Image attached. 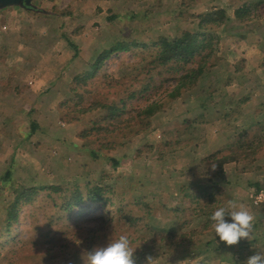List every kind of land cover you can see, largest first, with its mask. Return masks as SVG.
I'll return each instance as SVG.
<instances>
[{"label":"rangeland","instance_id":"obj_1","mask_svg":"<svg viewBox=\"0 0 264 264\" xmlns=\"http://www.w3.org/2000/svg\"><path fill=\"white\" fill-rule=\"evenodd\" d=\"M47 1L40 0L39 3L33 1L35 24L41 19V10L48 12L45 14L46 19H43L44 29H46L44 36L48 37L49 28L46 27L65 22L64 30L72 35L78 30V32L76 31L78 35H82L85 40L91 36L92 43L95 42L97 45V48L93 45L92 50H89L90 43L86 45L89 51L77 59V61H81L80 65L87 64L93 57L114 47L120 38L129 36L133 38H129L128 41L131 39L147 40L160 32L159 30H147L149 28L146 24L153 26L155 22L145 23L143 15L140 16V11L144 7L142 3L131 2V0H115L116 4L102 3L92 9V5H79L69 0H49L48 3ZM108 1L112 2V0ZM170 1L151 0L145 4L147 10L153 11L154 8H157L163 15L162 22L156 23L157 27H161L166 33L169 31L166 28H169L170 24L167 20L171 19L170 15L166 13L171 10ZM174 1L176 0H172L173 4ZM229 1L232 0H223L225 3ZM246 1L254 2L255 0ZM158 4H161V8L158 7ZM113 16H117V18L110 19ZM259 25L264 26V18L259 21ZM56 29V33L63 31L57 27ZM50 31L54 34L51 28ZM221 31L224 34L218 43L217 65L211 69L210 73L202 77L198 88H194L197 89L194 94L188 95L185 92L175 101L164 103L166 94L176 82L169 77L165 78L164 76L167 75L164 73L161 76L150 74L145 67L146 64L139 62L137 51L118 50L104 62L103 67L97 73L108 77L103 79L105 82H108L110 78L115 80L128 77L141 79L144 76H146L145 78L150 76L153 79L152 87L144 93V97L138 100V103L144 101L143 104H145L146 101L156 100L164 103L162 111L151 118V128L148 131L128 139H122L128 136V131L117 132L111 136V142L118 141L117 144L125 145L109 152H97L99 144L94 136L79 137L80 131L89 125L88 119L83 123L80 121L68 122L66 117H63L64 112L61 111L60 106H62V102L71 97L69 95L60 100L57 106H54L55 100L51 101L53 104V108H49V110L52 109L51 112L46 110V106L40 100L24 102V112H17L15 108H12L10 112H8L9 110L6 113L0 112V211L6 210L12 204V197L7 195L8 187L12 183L27 187L66 183H76L82 186L88 180L95 179L108 185L114 191V198H124L125 202H131L135 213L147 214V209L143 207L142 202L151 203L154 201L155 204L151 203V207L154 209L157 206V209H152V212L154 211L152 216H148L150 219L156 216L155 219L153 218L154 223L172 224L173 226L176 221L177 225L187 223L181 228V232L187 233L199 230L201 220L197 223L198 218H202L203 222H206L218 206L227 205L229 201L238 203L239 197L241 199L240 206L245 207L255 217L249 238L241 239L235 245H226L215 239L210 226L204 236L194 234L185 238L184 241H187L188 244L178 247L173 252L174 246L171 243L175 240L180 241L179 234L175 235L173 241L161 243L157 235L152 236L149 232L142 230L146 242H144L145 244L142 242L140 246L133 245L138 248L134 252L135 258L143 256V261L138 264H147V257L153 258L150 264H243L249 256L257 251H264V218L260 219L261 214L253 209L249 197L256 185L260 189L264 188V148L256 155L252 156L251 153H247V155H243V159H238L236 163L226 164L223 175L215 177L216 183H220V187L218 188L219 193L212 191L219 200V202H215L213 211L199 215L196 212L198 205L195 202L188 203L186 201L183 203L184 205H181L187 208L185 212L179 210L167 213L165 210V207L175 208L182 202L181 199H176L177 195H174L180 180H184L183 184L186 186L194 185V182H200L201 175L206 170V165L201 159L204 158L202 157V148H199L194 154H188L186 151L180 154L181 151L179 153L177 151L182 149V144L192 146V143H195L200 145L199 147H206L205 151L207 150V152L210 147L212 150L224 145L219 150H212L211 153L221 155L235 147L240 132L246 131L248 134L246 139H252L258 132H261V126L264 128V37L261 36V32L248 33L244 29H235L234 23ZM169 33L173 36V32ZM61 40L66 42L64 38ZM51 43L57 44V41ZM73 53L74 49L71 47L67 56L65 55L66 60ZM31 70H24L19 78L20 82L26 79L25 82L30 88L35 85V81L38 82L37 84L50 80L53 82L59 75L51 69ZM66 71L67 74L71 73L70 70ZM82 71L83 69L79 68L78 73ZM41 86V90L46 88ZM202 89H206V91H202ZM12 101H14V106L22 104L16 100H8L4 101L1 107L9 108ZM16 103L17 105H15ZM30 104H32V108ZM177 112H191L189 118L182 117L180 119H188V122L191 121L193 125L190 126L189 123H186L189 127L186 124L175 126L174 121V128H179V126L180 128L171 129L173 125H171V114L175 116ZM199 112H224L221 123L228 122L231 126L227 129L214 130L213 135H210L209 128L204 126L208 125V113L202 115ZM195 113H199V115H194ZM158 114L160 115L156 117ZM185 121L187 122V120ZM31 123L37 126L35 131L32 130ZM204 132L205 137H203ZM184 135L190 136L187 144H184L186 142L181 144L180 138ZM214 138L217 139L214 140ZM229 138L230 141H227ZM164 154L163 158H159ZM189 156L192 160L191 171L184 170ZM196 169L199 172L195 173ZM235 176L237 184L233 182ZM134 202L139 203L135 205ZM199 203L201 204L199 210L208 206L207 199L201 198ZM159 204H164L163 208H159ZM116 205L110 210L114 211ZM129 207L131 208V205ZM46 211L35 212L34 216L42 218ZM78 212L81 213L78 217L80 229L76 233L74 241H70L68 235L67 244H63L62 254L55 259L59 260L60 264H83L82 258L85 255H72L68 251H72L82 244L83 238L90 231L99 232L98 235H102L104 241L108 238L114 239L121 234H127L130 237L133 233L132 227L124 221H119V224L118 221H113L114 230L109 228L110 230L106 233H102L107 223H104L101 217L102 209L99 206L85 204L79 207L71 218H75ZM32 216L31 212L21 210L18 220L20 227L16 240L29 238L28 229L33 220ZM199 236L200 238H198ZM0 237L4 238L3 235ZM206 244H208L207 247H205ZM33 245L27 243L26 250L32 249ZM4 248L8 247L4 245ZM17 248L19 245L14 249Z\"/></svg>","mask_w":264,"mask_h":264},{"label":"trees","instance_id":"obj_2","mask_svg":"<svg viewBox=\"0 0 264 264\" xmlns=\"http://www.w3.org/2000/svg\"><path fill=\"white\" fill-rule=\"evenodd\" d=\"M146 7L147 5L144 4L140 16L143 15V20L144 17L150 18L147 22L151 23L154 10H147ZM158 7L161 8V4H158ZM41 13V19L37 24L44 28L43 19H46L45 14L48 12L41 10ZM166 13L173 15L174 18L173 22L168 21L170 24L169 28H166L169 30L167 33L161 28L162 31L159 30L158 35L147 40L131 39L128 41L129 38H133L129 36L120 38L114 47L93 57L87 63L88 68L75 75L70 83L67 94L71 97L62 102V106H60L61 111L64 112L63 117H66L68 122H89L87 128L80 131L79 137L94 136L99 144L96 149L98 153L109 152L125 145L117 144L118 141L111 142V136L117 132L128 131V136L122 138L128 139L148 131L151 128V118L162 111L166 101H175L183 93L198 88L202 77L210 73L211 69L217 65L220 40L218 31L228 28L231 23H234L235 29H244L248 33L261 32V36L264 37V26L259 25V21L264 18V0H255L254 2L242 0V3L233 10L232 17L227 9L220 5V0H182L177 7H173L172 11ZM116 18L117 16H113L110 19ZM64 23L54 24L55 27L50 25L46 28H51L54 32H57L56 27L63 30L60 36L74 50H77L76 57L80 49L78 50L73 39L78 36V30L72 35L64 30L66 25ZM169 32H173V36ZM118 50L137 51L139 62L146 64L145 67L150 74L161 76L164 73L167 75L164 76L165 78L169 77L176 82L166 94L164 103L158 100L146 101L145 104H143L144 101L138 103V100L144 97V93L152 87L153 79L150 76L148 78L144 76L141 79L128 77L115 80L110 78L108 82L103 80L108 77L99 75L97 72L103 67L104 62ZM72 101L74 102L71 103ZM86 119L88 120L86 121ZM31 127L33 131L37 129L34 123H31ZM260 131L252 139H246L248 134L246 131H242L237 136L235 147L227 153L221 155L213 153L204 158L202 162L206 165V170L201 175L202 177L200 176V182H194V185L189 186L182 185L180 188L183 192L181 194L182 202L175 208L165 207L166 212L187 211L186 207L181 206L185 201L195 202L198 205L196 212L199 215L213 211L215 202H219L213 192L219 193L218 188L220 187V183H216L214 180L215 177L223 175L226 164L236 163L238 159H243V155H247V153H251L252 156L256 155L264 148V128L262 126ZM164 156L165 154L159 158ZM101 180L104 181V179ZM259 189L258 185L254 187V191ZM113 193L114 191L108 185L95 179L88 180L82 186L76 183L30 187L10 184L7 195L12 197V204L6 210L0 211V236H4V238L0 237V264H60L59 260L55 259L62 254L63 244H67L68 235L70 241H74L75 235L80 229L78 217L81 213L78 212L75 218H71V216L85 204L99 206L102 209L101 217L104 223H107V228L105 227L102 233H106L110 230L109 228L114 230L113 221H118V224L119 221L127 222L132 227L133 233L130 239L132 247L136 248L135 251L138 248L133 246L134 244L140 246L142 242V244L146 242L142 230L149 232L152 236L157 235L161 243L173 241L175 235L179 234L180 241L175 240L174 244L171 243L174 246L173 252H175L178 247L188 244L187 241H184L185 238L194 234L204 236L205 231L211 226L209 219L200 226L199 230L185 233L181 232V228L187 223L177 225L176 221L177 227L172 224L154 223L153 220L156 216H153L154 219L149 218L154 212L151 207V203L155 204L154 201L151 203L142 202L143 207L147 209V214L141 215L139 212H134L131 202H125L124 198H114ZM201 198L207 199L208 206L199 210ZM134 203L137 205L139 202ZM114 205L117 206L113 209L114 211L110 210ZM158 206L163 208L164 204ZM155 209L157 206L153 210ZM253 209L260 212V219L264 218V204L253 206ZM21 210L31 212L33 220L28 229L29 238L16 240L20 227L18 220ZM45 210L47 211L42 218L34 216L35 212ZM175 219L177 218L175 217ZM178 220L180 219L178 218ZM98 233L97 231L88 232L83 238V243L68 252L72 255H86L87 251L102 246V244L105 245L112 240L108 238L104 241L102 235H98ZM100 241L102 244L99 243ZM27 243L34 244L33 248L28 251L26 250ZM4 245L8 248H4ZM18 245L19 248L14 249ZM207 246L208 244L205 245V247ZM135 256L133 255V259L136 264L143 261L142 255L137 258Z\"/></svg>","mask_w":264,"mask_h":264},{"label":"crops","instance_id":"obj_3","mask_svg":"<svg viewBox=\"0 0 264 264\" xmlns=\"http://www.w3.org/2000/svg\"><path fill=\"white\" fill-rule=\"evenodd\" d=\"M33 1H38V3L40 2V0H33ZM33 1L32 3L34 4ZM50 1H54V0H50ZM69 1L71 2L74 1L75 4H79V5L81 4L92 5L93 6L92 9H95L96 6L102 5V3L104 4L111 3V5L116 4L115 0L114 1L112 0V2L108 0H105V1L104 0H69ZM150 1L151 0H131V2H138L142 4H146L147 2L149 3ZM48 2L49 0L47 1V3ZM229 2L225 3L223 2V0H220V5L226 8L227 11L229 12L230 17H232L233 10L236 7H238L242 3V1L240 0L239 2V0H234V1L232 0ZM180 3H181V0L174 1V4L171 0L170 1L171 10L170 11H172V8L177 7ZM33 9L34 8H21V7L13 6V7H7V8L0 10V112L6 113L7 110H9L8 112H10L12 111V108H15L17 112H24L25 110L23 106L24 102L29 103V101H35V100L43 101V104L46 106V110L48 112H51L52 109L49 110L50 107L53 108V104L51 103V101L55 100L54 106L55 105L57 106L60 100L66 98L68 95L67 94L68 87L73 77L80 73V72L78 73L79 68L83 70L88 68L87 64L80 65L79 63H81V61H77V59H79L80 57H83V53H86L87 51L92 50L94 46H96L97 48V45H95V42L92 43L93 40L91 41V36L87 37L85 40L82 37V35H78L73 40L75 44L78 46V50L80 48V52L75 57V52L77 50H74V53L70 54L69 58L67 57L68 59L66 60V56H67L66 54L71 49V45H68V42H63V40H61L62 36L60 35H62V32L61 33L53 32L54 34H52L50 29H48V32H47L48 37L44 36V32L46 31V29L41 28L38 24L37 25L35 24L36 19H35V12L33 11ZM157 12H158L157 9H155L153 12L154 15H153L152 20L153 22H155L153 26L150 24H146L149 28L147 30H151V29L152 31L161 30V27L159 26L157 27L156 22H162L163 15L161 13L159 14V12L157 15ZM170 17L171 19H168L167 21L173 22L174 20L173 15H170ZM149 19L150 18L146 19L144 17V21H146L145 23H147ZM221 32L219 33L220 40H221V36L224 34V32L222 33ZM52 41L54 42L57 41V44L51 43ZM88 43L91 44L89 47L90 48L89 50H88V47L86 46ZM29 57H32V58L30 59ZM27 69L29 70L32 69L31 71L36 70V69H48V70L51 69V70H55V72L59 73V75L57 79L54 80L53 82L50 80L48 82L44 81L42 82V84H37L38 82L35 81L36 82L35 85H40V86L34 85L32 88H30L27 86L25 82L26 79L24 81L21 80V82L19 81L21 72ZM66 70H70L71 73L67 74ZM41 85L45 86L46 88H44V90H41L42 89ZM18 90L20 91V93ZM196 90L197 89H194L187 93L188 95H192L196 92ZM202 91H206V89L205 90L202 89ZM8 100H16V102H19L22 104L18 106H14L13 105L14 101H12L10 103V107L8 106L9 108L4 107L3 109L1 107L3 102L4 101L6 102ZM15 105H17V103ZM30 107L32 108V104H30ZM199 113H201L202 115L204 114L206 115L208 113V117H207L208 125H204V126L205 128L207 127L209 128L210 135H213L214 130L218 131V129L220 130L223 128L227 129L229 128V126H231L228 122L223 121L221 123V119L223 118V115L225 114L224 112H199ZM199 113H195L194 115L196 114L199 115ZM191 114H192L191 112H177L175 116H173L174 114H171V117H172L171 125L173 124L171 129L180 128V126L179 128H174V121H175V126L186 124V123H189V125L192 126L193 125L192 122L191 121L188 122V119H185L187 120V122L184 119H180L182 117L189 118ZM159 115L160 114L156 115V117ZM201 123H204V122H201ZM189 125L186 124V126L188 127ZM213 125H215L216 127H214ZM218 126L220 127L218 128ZM207 131H206V134H207ZM189 137H190L189 135L182 136L180 138L182 140L181 144L184 142H186L184 144H187ZM203 137H205V132L203 134ZM215 139L217 138H214V140ZM227 141H230V138L227 139ZM199 146L200 145H196L195 143L194 144L192 143V146L190 145L187 146V145L182 144L181 146L182 149H180L177 152L179 153L181 151L180 154H183V151H186L188 152V154L190 153L194 154L197 152V150H199V148H202L201 149L203 153L202 157L206 158L208 155L212 153V150L214 149L219 150L224 145L220 147L219 146L215 147L212 150L210 147L208 149V152L207 150L205 151L206 147L204 146L199 147ZM177 152L176 154H178ZM189 157L190 158L188 159L187 164H185L186 166L184 169L187 171L192 170L191 169L192 160H191V156ZM204 158H201V159H204ZM224 171H225V167H224ZM194 172L197 173L199 171H197L196 169L194 170ZM235 178L236 176L234 177L233 182L237 184ZM183 181L184 180H180L179 185L176 188V191L174 194V195H177L176 199H181L182 197L181 194L183 192L180 190V188L182 187V185H184ZM238 201L241 202V199L239 197H238ZM239 202L237 203V206H240L241 203L239 204ZM199 222H200V225L204 223L202 218H198L197 223Z\"/></svg>","mask_w":264,"mask_h":264},{"label":"clouds","instance_id":"obj_4","mask_svg":"<svg viewBox=\"0 0 264 264\" xmlns=\"http://www.w3.org/2000/svg\"><path fill=\"white\" fill-rule=\"evenodd\" d=\"M255 217L235 201L218 206L212 213L211 227L216 240L226 245H235L241 239L249 238ZM136 248L127 234H121L103 246H97L86 252L83 264H136L133 259ZM152 257H147L150 264ZM243 264H264V251H257L249 256Z\"/></svg>","mask_w":264,"mask_h":264},{"label":"water","instance_id":"obj_5","mask_svg":"<svg viewBox=\"0 0 264 264\" xmlns=\"http://www.w3.org/2000/svg\"><path fill=\"white\" fill-rule=\"evenodd\" d=\"M33 0H0V10L7 7L35 8Z\"/></svg>","mask_w":264,"mask_h":264},{"label":"built area","instance_id":"obj_6","mask_svg":"<svg viewBox=\"0 0 264 264\" xmlns=\"http://www.w3.org/2000/svg\"><path fill=\"white\" fill-rule=\"evenodd\" d=\"M249 197L253 206L264 204V188H261L258 191H253Z\"/></svg>","mask_w":264,"mask_h":264}]
</instances>
